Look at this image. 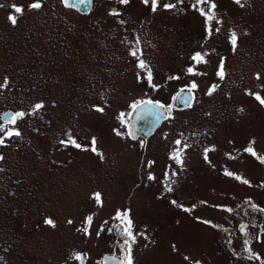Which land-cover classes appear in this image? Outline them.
<instances>
[{
  "label": "rangeland",
  "instance_id": "374dc122",
  "mask_svg": "<svg viewBox=\"0 0 264 264\" xmlns=\"http://www.w3.org/2000/svg\"><path fill=\"white\" fill-rule=\"evenodd\" d=\"M33 2L0 0V83L7 77L10 84L16 81L24 85L28 76L35 85L58 88L43 92L47 102H59L56 111L60 113V119L45 128V153L56 152L55 135L60 132L66 140L67 128H73V138L88 150L72 145L58 149L59 161L65 163L74 156L71 169L41 185L43 202L30 205V215L23 221L26 225L13 224L15 250L21 251L11 255L10 264H79L71 258L74 252L86 254L85 264H98L106 255L119 257L123 237L116 232L119 221L113 219L118 210H130L136 236L132 244L134 264H194L196 260L201 264H264V213L253 211L246 202L264 208V164L245 152L254 141L257 154L264 156V105L248 94L259 92L264 98V0H241L243 7L235 0H213L221 21L214 22V27L221 31L210 38L204 18L191 7L194 0L175 3L169 13L134 6L130 19L136 22V29L123 43L121 32L100 30L93 24L100 13L81 14L64 8L60 0H42L43 7L33 10L27 7ZM12 4L25 7L22 15L15 14V25L8 19L14 13ZM233 30L239 37L235 51L228 39ZM137 36L158 89L138 79L144 72L129 55ZM51 37H58L64 46L57 57L48 54ZM196 51L210 53L207 65L191 60ZM221 58H225L223 80L215 75ZM189 66L206 75L190 76L186 72ZM193 79L199 88L191 108L175 107V119L163 120L148 137H127L118 117L121 112H132L131 103L148 98L171 103V97ZM213 83L217 89L206 95ZM33 93L38 92L11 94L0 89V107L33 99ZM94 105L104 107V111H95ZM26 117V121H18L33 124ZM113 129L125 135L117 136ZM92 137L103 159L90 150ZM177 139L189 145L182 152L183 167L170 159ZM205 149L209 150L210 163L204 159ZM12 152L21 154L16 158L20 166L33 159L31 153ZM47 156L40 163L50 171L57 166ZM149 161L154 162L151 167ZM225 171L250 184L225 175ZM173 172L178 175H171ZM149 173L154 180L148 179ZM168 184L171 192L165 191ZM94 192L102 194V204L94 201ZM215 205L231 207L234 212ZM88 215L93 216V223L91 235L85 236L77 229L83 227ZM48 217L55 227L45 224ZM204 220L228 232L202 223ZM241 223L248 225V236L239 230ZM101 225L105 230L97 236ZM246 239L247 247L260 259H248ZM185 256L190 259L185 260Z\"/></svg>",
  "mask_w": 264,
  "mask_h": 264
},
{
  "label": "snow or ice",
  "instance_id": "6c2138e0",
  "mask_svg": "<svg viewBox=\"0 0 264 264\" xmlns=\"http://www.w3.org/2000/svg\"><path fill=\"white\" fill-rule=\"evenodd\" d=\"M60 2L65 7H69V8L71 7L87 8V6L91 3V0H60ZM142 2L145 5H148L150 2L151 11L152 12L157 11L159 0H142ZM179 2L183 3V0H179ZM117 3L121 5H128L130 3V0H117ZM235 3L243 7L241 0H235ZM204 6H207V10H205ZM0 7H3V5H0ZM27 7L33 10H39L43 7L42 0H34V2L29 4ZM175 7H176V4H173V3L163 4V8L165 10L174 9ZM191 7L197 10L200 13V15L204 18L205 32H206L207 38H210L213 36L214 33L218 34L221 31L219 27H214V22L215 24H220L221 21L217 19V13H216L217 5L215 2H213V0H194V2L191 4ZM11 8L14 9V13L10 14L8 16V19L13 25H15L18 19L17 15L15 14L22 15L25 11V7L22 5L12 4ZM110 15L119 17L122 14L116 9H112L110 12ZM121 23L123 24L124 21H121ZM228 39H229L230 45L232 46V50L235 51L238 45V39H239L237 33L233 30L231 34L229 35ZM129 55L137 59V67L143 70L144 72V76L138 75V79H145L147 84L152 89L154 90L158 89L160 86L153 82L154 81L153 70L151 66L149 65V63L143 58L144 51H143V48L141 47V41L138 36L135 38V45L131 46L129 49ZM209 55L210 53L207 51H203V52L196 51L194 55H192L191 60L194 61L197 65H200V64L207 65L208 60L206 59V57H208ZM186 72L192 77L206 75V73H201L192 66H189L186 69ZM215 75L216 77L219 78V80H223L225 78L226 76L225 58L220 59ZM256 78L259 80L260 75L257 74ZM168 79L178 80L180 79V77L179 76H169ZM8 87H9V80L7 77H5L3 82L0 83V89H6ZM217 87L218 85L216 83H213L210 87L207 88L206 95H209V96L212 95L213 92L217 89ZM198 88H199L198 83L196 82L195 79H193L190 84H186L185 87L179 89V91H177L175 95L171 97L172 102L167 103V104L163 103L161 100L151 99V98L135 100L130 105L132 112L127 113V114L124 112H121L118 117L121 126L126 128L127 130L126 131L127 137L131 138L132 140L137 139L136 133L133 130L134 121L128 119L127 116H131L135 114V117L137 120L142 119L145 116L154 117L155 122L157 123L160 122L162 119L163 120H174L175 117L173 116V112L175 110V107L177 105H183L184 108H191L193 106V101L195 98V91ZM248 94L254 95L255 99L261 105H264V98L261 97L259 92H256V93L249 92ZM44 107L45 105L43 101H39L32 106L31 112L26 113L24 111H15V112L4 113L2 117L4 122L0 123V132H3L4 135L7 137L20 136L21 133L18 129L9 128L8 125H15L18 120L24 118L26 115L37 114ZM93 107H94V110L97 112L102 113L104 111V107H101L98 105H94ZM240 111H243V109L241 108ZM113 131L115 132L117 136L125 135V133H122L119 129H113ZM180 135L183 136V133H181ZM4 142H5L4 138L0 137V145H3ZM60 143L64 146L72 145L73 147L77 149L88 150L84 148V146H82L80 143H78L77 140L71 136V134H68L67 139L61 140ZM96 143H97L96 138L92 137L90 150L96 153V155H98L101 159H103L104 158L103 153L97 149ZM174 143L176 147L170 154V159L175 161L176 164L181 165V167H183L182 152L184 149H187L189 145L187 143H184L181 139L175 140ZM252 143H254V141ZM252 143H250V145L247 148H245V152L251 154L257 160H259L260 163L264 164V156H260L257 154L256 150L252 146ZM140 146L141 147L144 146L143 141L140 142ZM208 151H209L208 149H205L204 159L205 161L210 163L209 157H208ZM0 159H3V157L0 156ZM153 163H154L153 161H149L148 162L149 167H151ZM168 175H169L168 173H165L166 177H168ZM171 175L173 176L178 175V172H173L171 173ZM225 175L229 177H234L236 180L241 181L243 184H250V182L247 179H244L241 176L234 174L233 172L225 171ZM148 179L154 180L155 177L151 173H149ZM171 183H175V181H172ZM172 190L173 189L171 187V184L165 185V191L171 192ZM92 198L98 205L102 204V194L100 192H94L92 194ZM246 202L250 203V206L253 211H259V212L264 213V208H261L260 206L254 203H251L250 200ZM172 203L176 204L177 202L173 200ZM202 203H206V202L202 201ZM178 206L183 208V205H178ZM215 207L223 208V210L226 212H234V209L231 207H226L223 205H215ZM184 210L191 211L190 208H185ZM129 212L130 210H126L123 212L118 210L115 216L113 217L114 220L119 221V224L115 225V228L119 230V234L122 235L123 237V242L119 244L121 255L119 257H117L116 255L105 256L102 261L98 262V264H108V261L110 260L114 261L115 264H134L133 257H132V244L135 243L136 236L133 233V222L129 217ZM44 222L45 224L49 226L55 227V222L50 217L46 218ZM67 222L69 224L73 223L72 220H68ZM92 223H93V216L92 215L86 216L83 221V227L78 228L77 231L82 232L85 236L91 235L90 228L92 226ZM104 223L107 224L108 222L105 221ZM202 223L210 225L213 228H220L224 232H228L227 228H223L221 225H217L213 223V221L211 220H204L202 221ZM104 230H105L104 225H101L99 231L96 232V235L99 236L101 232H103ZM239 230L245 233L246 236L249 235L247 224L241 223ZM108 231L111 232L113 231V229L109 228ZM261 231L264 232V226L261 227ZM141 235H143V233H141ZM230 242L231 241H229V243ZM244 243L246 246V250L249 252L248 259L249 260L253 258L260 259L258 254L253 253L252 249L250 247H247V245H249V240L246 239ZM173 249L175 250V245H173ZM85 257H86V254L84 253L74 252L71 258L74 259L75 261H78L79 264H85ZM184 259L189 260L190 258L188 256H185ZM194 264H201V262L199 260H196Z\"/></svg>",
  "mask_w": 264,
  "mask_h": 264
},
{
  "label": "flooded vegetation",
  "instance_id": "af4514ba",
  "mask_svg": "<svg viewBox=\"0 0 264 264\" xmlns=\"http://www.w3.org/2000/svg\"><path fill=\"white\" fill-rule=\"evenodd\" d=\"M177 2L180 3L179 0H159L157 11L154 13H169L172 9L165 10L163 8V4H175ZM183 2L189 4L190 0H183ZM90 4L91 6L88 5L87 8H69L64 5L62 6L67 9H73L75 12L81 14H83V12L87 15L100 13V15L93 20V24L98 26L100 30L105 29L109 31L112 30L115 32H121L124 34L122 43L127 40L128 33H130L132 29H136V22L131 21L130 19V12L133 8H136L134 6H141L144 10L152 12L150 2L148 5H145L142 0H130L128 5H121L117 3V0H91ZM112 9H116L122 15L119 17L110 15ZM121 21H124V23L122 24ZM49 39H52V42L47 44H51L52 46L48 49V54L52 57L61 55V51L64 46L58 42V37H51ZM35 84V80H32L27 76L24 80V85L18 84L15 81L12 84L9 83L8 88L1 89L11 94L15 91L21 90H24L25 95H30L35 91L38 93L37 95L36 93H33V96H35L33 99L26 98L25 100L14 101L9 105L1 106L0 123L4 122L2 117L6 112H31L32 106L39 101H43L45 107L37 114L26 115L28 116V120H30L33 124L24 122L27 118L25 116L24 121H18L15 125H8L9 128L18 129L21 133L20 136L7 137L3 132H0V137H3L5 141L3 145H0V156L3 157V159H0V264H10L11 255L15 252L21 251V249H18V251L15 250L17 248V244L15 242L16 236L13 235V224L16 222H22L23 225H26L23 221L30 215V205L41 204L43 202V193L40 190L41 185L46 180L54 179L58 174H61L62 176L67 175L71 169V162L74 160V156H71L65 161V163L57 160L56 155L59 153L58 149L62 150L66 147L60 143L62 140L60 132L56 133V135L53 133L56 137L58 136V139L54 138V140L56 139V142L53 144L56 148V152L54 153V149H52L51 153H45L47 146V130L45 128L52 125L54 122H57L56 120L60 119V113L56 111L59 106V102L57 100L47 102L43 92L48 93L51 88L56 91L58 88L55 86H49L47 88L44 83V86ZM71 121L73 122L74 118H71ZM73 124L76 125L77 123ZM29 130H31L32 134H30ZM73 131V128H67L64 133L65 138L67 139L68 134H71L73 137ZM24 132H28V134H24ZM18 146L22 148L19 149ZM16 147L17 149L15 150ZM12 150L19 153H31L33 155H31L33 159L27 160V165L25 164L20 166L18 165V160L16 158L21 154H14ZM47 155L51 156L49 160L52 163L54 162L57 166L56 168H52L50 171L45 167V165L40 163L43 158L44 161L47 159ZM33 161L34 163L32 164ZM36 219L37 218H35V220ZM10 228L12 229L11 232L9 231Z\"/></svg>",
  "mask_w": 264,
  "mask_h": 264
},
{
  "label": "water",
  "instance_id": "95a60500",
  "mask_svg": "<svg viewBox=\"0 0 264 264\" xmlns=\"http://www.w3.org/2000/svg\"><path fill=\"white\" fill-rule=\"evenodd\" d=\"M176 107L183 108V105H177ZM130 120L134 121L133 130L136 133V137H138L140 135L148 137L149 135L154 133L156 128L163 121V119H162L160 122L157 123V122H155L154 117H148V116H145L142 119L137 120L135 117V114L130 116ZM116 232H117V234L119 233V230L117 228H116ZM106 256H110V255H106ZM108 264H115V262L110 260V261H108Z\"/></svg>",
  "mask_w": 264,
  "mask_h": 264
}]
</instances>
